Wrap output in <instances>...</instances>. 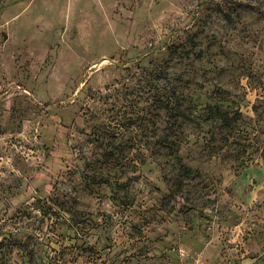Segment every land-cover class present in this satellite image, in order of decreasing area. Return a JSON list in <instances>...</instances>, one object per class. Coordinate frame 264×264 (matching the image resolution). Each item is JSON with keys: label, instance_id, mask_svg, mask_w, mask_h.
<instances>
[{"label": "rangeland", "instance_id": "obj_1", "mask_svg": "<svg viewBox=\"0 0 264 264\" xmlns=\"http://www.w3.org/2000/svg\"><path fill=\"white\" fill-rule=\"evenodd\" d=\"M0 264H264V0H0Z\"/></svg>", "mask_w": 264, "mask_h": 264}]
</instances>
